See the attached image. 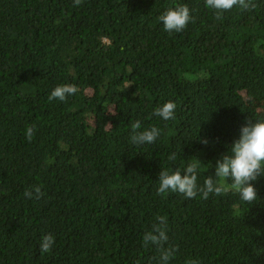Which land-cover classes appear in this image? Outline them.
Returning a JSON list of instances; mask_svg holds the SVG:
<instances>
[{"label": "trees", "instance_id": "obj_1", "mask_svg": "<svg viewBox=\"0 0 264 264\" xmlns=\"http://www.w3.org/2000/svg\"><path fill=\"white\" fill-rule=\"evenodd\" d=\"M253 2L217 20L205 0H0V130L14 132L0 134V264H158L143 244L157 215L179 246L170 264H264V177L252 204L157 194L162 168L185 175L195 158L202 186L246 121L264 120ZM185 4L195 22L169 34L160 15ZM63 84L79 91L49 102ZM169 101L175 119L153 115ZM137 120L160 129L155 143L130 142ZM32 186L44 197L26 198Z\"/></svg>", "mask_w": 264, "mask_h": 264}, {"label": "clouds", "instance_id": "obj_2", "mask_svg": "<svg viewBox=\"0 0 264 264\" xmlns=\"http://www.w3.org/2000/svg\"><path fill=\"white\" fill-rule=\"evenodd\" d=\"M83 0H74V6L78 7ZM206 7L214 10L215 18L221 20L223 14L231 11L234 7L250 11L256 7L253 0H205ZM159 20L163 23L164 30L169 34L183 32L189 22H195L191 15V10L185 5L169 8ZM79 88L75 84H63L57 86L50 93L48 100L52 102L59 100L66 102L69 96L75 95ZM177 105L174 102H167L162 107L155 109L153 115L165 121L175 119ZM132 134L130 142L135 145L153 144L160 136L161 131L157 127L150 130L141 129V122L137 120L132 124ZM35 132V125L27 128L26 137L32 141ZM207 144V141H203ZM168 159L174 161L176 154L169 155ZM215 176H208L202 186L198 185V175L203 168L208 171L202 162L195 158L183 170L186 174L181 175V170L169 171L162 168L159 173V187L157 194L165 196L169 193L182 194L186 199H194L201 195L203 199H208L210 194L220 196L228 191L239 194L240 199L248 204H252L257 199V192L252 182L264 177V120L253 122L247 120L240 129L239 139L229 147L227 154L221 156L215 162ZM230 181V183H229ZM45 193L39 186H32L25 190L24 196L28 199L39 200ZM167 217L157 215L150 231L143 235L145 247L155 246L159 256L158 264H170L175 255L179 252L178 245L169 243ZM55 238L52 234H45L41 237L40 249L42 253L51 252ZM186 264H199L198 260L191 259Z\"/></svg>", "mask_w": 264, "mask_h": 264}, {"label": "rangeland", "instance_id": "obj_3", "mask_svg": "<svg viewBox=\"0 0 264 264\" xmlns=\"http://www.w3.org/2000/svg\"><path fill=\"white\" fill-rule=\"evenodd\" d=\"M0 134L6 137H12L14 136V132L11 129L8 128H2L0 130Z\"/></svg>", "mask_w": 264, "mask_h": 264}]
</instances>
